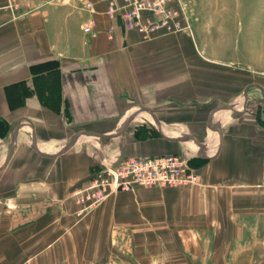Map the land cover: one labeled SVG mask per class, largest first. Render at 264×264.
Returning a JSON list of instances; mask_svg holds the SVG:
<instances>
[{
    "label": "crops",
    "instance_id": "1",
    "mask_svg": "<svg viewBox=\"0 0 264 264\" xmlns=\"http://www.w3.org/2000/svg\"><path fill=\"white\" fill-rule=\"evenodd\" d=\"M93 1L94 36L79 0H34L38 9L14 20L0 13V264H171L185 254L175 239L217 220L224 229L231 219L243 230L262 224L264 120L262 103L248 105L254 92L245 86L241 107L224 108L214 152L218 142L200 124L230 104L204 100L215 88L181 77L187 41H144ZM135 111L132 120L150 115L163 135L146 119L119 132ZM183 134L213 156L198 157L194 142L175 139ZM173 153L190 160L201 185L120 190L77 215L74 191L101 165Z\"/></svg>",
    "mask_w": 264,
    "mask_h": 264
},
{
    "label": "rangeland",
    "instance_id": "2",
    "mask_svg": "<svg viewBox=\"0 0 264 264\" xmlns=\"http://www.w3.org/2000/svg\"><path fill=\"white\" fill-rule=\"evenodd\" d=\"M100 1L105 4V16L112 21H116L117 18L106 14L109 0ZM189 1L191 4L188 12L191 19L190 33L160 31L149 39L177 35L181 36L183 41H187V43L183 42L181 45L183 54L181 77L183 79L188 78L190 83L195 81L201 83L203 80L209 86L214 87L212 93L208 95L202 93L204 100L215 96L216 98L212 100L213 103L227 102L231 105L225 108L222 104L220 110L212 114L209 122L211 128L219 127L222 129L227 125V112L225 109L234 111L241 107L243 96L246 95V92L243 91L245 86H247L246 89L248 88V90L254 92L251 97L257 96V99H251L248 105L251 104V107L254 108V104L259 105V102L262 103V107L259 106L261 108L259 116L264 120V93H262L264 90L259 91V88L255 87L256 84L264 86V0ZM184 53L185 55L189 53L190 58L184 59ZM188 71L191 74L190 77L186 76ZM235 96H239V100L237 103L231 104L230 100ZM139 110L141 109L137 111ZM133 120H130V123L126 126L127 128L145 120L149 123L151 121L150 127L152 130L157 129L156 124L152 123L150 115H147V118L142 117ZM200 125L203 128L206 127V130L215 138L214 144L218 142L215 150L213 148V151L217 152L219 149L217 146L220 147L221 142L219 141V135L207 123L203 122ZM205 146L203 144L204 149L201 152L203 156L213 152ZM194 171L197 175V182L190 184V187L201 185L199 174L196 170ZM137 187L141 186L135 185L134 188L128 190H134ZM262 192H264V187H262ZM24 210L25 208L23 213ZM260 215L264 216V209L261 210ZM219 216L222 219L221 213ZM226 223L227 221L217 220L205 229L203 235L193 236V234H189L186 237H180L178 241L175 239L177 244L174 247L182 246V251L185 249V254L182 255L179 262L175 261L171 264H264V222L260 225L255 223L253 226L252 224L245 230H243L245 222L242 220L231 219L228 222V228L224 229L223 224ZM254 227H259V229H254ZM238 231L241 232L240 235H237Z\"/></svg>",
    "mask_w": 264,
    "mask_h": 264
},
{
    "label": "built area",
    "instance_id": "3",
    "mask_svg": "<svg viewBox=\"0 0 264 264\" xmlns=\"http://www.w3.org/2000/svg\"><path fill=\"white\" fill-rule=\"evenodd\" d=\"M81 8L90 13L83 30L91 35L94 20L93 0H79ZM34 0H0V13L17 19L38 9ZM189 0H109L106 14L117 18L123 29L137 32L141 39H149L158 32H191ZM197 175L187 159L177 154L146 157L124 156L117 162L101 165L75 192L77 215L93 210L106 197L120 190L150 186H190Z\"/></svg>",
    "mask_w": 264,
    "mask_h": 264
},
{
    "label": "water",
    "instance_id": "4",
    "mask_svg": "<svg viewBox=\"0 0 264 264\" xmlns=\"http://www.w3.org/2000/svg\"><path fill=\"white\" fill-rule=\"evenodd\" d=\"M228 107H229V106H226L225 108H228ZM217 110H220V107H215V108H213V109L210 111V113H209V116H208V122H207V125H208L209 127H210L209 122H210V120H211L212 114H213L214 112H216ZM135 114H136V113H135ZM135 114L131 115V116L126 120L125 124L122 126V128H121V130H120L119 132H121V131H123V130L125 129V127L128 125V123H129L130 120L134 117ZM151 114H152V113H151ZM152 117H153V116H152ZM153 118H154V117H153ZM156 128H157V131H158L160 134L163 135V133H162V131H161V128H160V125H159L158 123H156ZM210 128H211V127H210ZM211 129L214 130V131L219 135V141H220V139H221V130H220V128H219V127H212ZM15 131H16V130H15ZM15 131H14L12 137H15ZM87 133H88V134L95 135V136H98V137L103 136V135H101V134H97V133H94V132H87ZM77 136H78V134H75V135H73L72 137H70V139H69V140L63 145V147L59 150V152H63V151H65V150H67V149L69 148V146L72 144V142L74 141V139H75ZM175 139H187V140H190V141L194 142V143L198 146V151H197V156H198V157H200V158H209V157H211V156H203V155H201V152H202V149H203V144H202L201 142L197 141L192 135H190V134H183V135H181V136H179L178 138H175ZM12 140H13V138H12ZM217 148H219V145L217 146ZM9 150H11V148H10ZM9 154H10V152L5 156V159H4V161H3L2 164H4V162L7 160ZM55 154H56V153H55ZM55 154H46V155L53 156V155H55Z\"/></svg>",
    "mask_w": 264,
    "mask_h": 264
},
{
    "label": "trees",
    "instance_id": "5",
    "mask_svg": "<svg viewBox=\"0 0 264 264\" xmlns=\"http://www.w3.org/2000/svg\"><path fill=\"white\" fill-rule=\"evenodd\" d=\"M187 161L189 162L190 160L188 159Z\"/></svg>",
    "mask_w": 264,
    "mask_h": 264
}]
</instances>
